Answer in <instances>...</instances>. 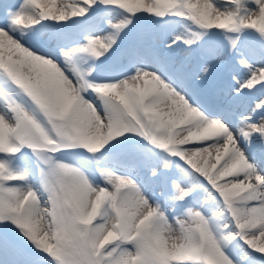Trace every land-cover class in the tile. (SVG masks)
Masks as SVG:
<instances>
[{
    "label": "snow or ice",
    "instance_id": "obj_1",
    "mask_svg": "<svg viewBox=\"0 0 264 264\" xmlns=\"http://www.w3.org/2000/svg\"><path fill=\"white\" fill-rule=\"evenodd\" d=\"M0 0V264H264V0Z\"/></svg>",
    "mask_w": 264,
    "mask_h": 264
},
{
    "label": "rangeland",
    "instance_id": "obj_2",
    "mask_svg": "<svg viewBox=\"0 0 264 264\" xmlns=\"http://www.w3.org/2000/svg\"><path fill=\"white\" fill-rule=\"evenodd\" d=\"M45 2H46V0H42V3H45ZM64 2L66 3L67 0H64ZM194 2H195V0H194ZM60 3H61V0H55V3L53 5H51V7L53 8L54 14L56 12V8L59 6Z\"/></svg>",
    "mask_w": 264,
    "mask_h": 264
}]
</instances>
